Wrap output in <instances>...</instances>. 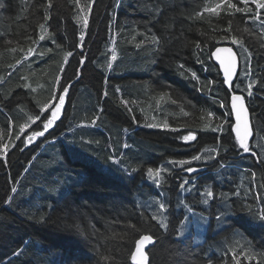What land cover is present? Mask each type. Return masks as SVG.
Listing matches in <instances>:
<instances>
[{"label":"trees","instance_id":"obj_1","mask_svg":"<svg viewBox=\"0 0 264 264\" xmlns=\"http://www.w3.org/2000/svg\"><path fill=\"white\" fill-rule=\"evenodd\" d=\"M88 3L80 0L81 7ZM219 3L95 0L84 28L80 18L85 13L74 0H52L51 8L47 0H0V145H9L6 162L0 154V264H133L135 241L142 234L155 239L149 264H235L234 251L239 264H264V222L258 213L241 210L246 204L254 212L264 207V150H257V159L239 149L228 112L233 89H227L209 59L233 36L243 41V49L233 44L241 57L233 87L239 84L236 93L247 100L252 144H264V25L249 20L247 9L235 12L227 5L217 8ZM231 3L244 7L240 0ZM248 7L256 10L251 2ZM81 31L87 57L82 66L76 47ZM245 49L252 53L251 78L244 75ZM57 75L61 85H71L61 119L20 151V126L39 112L37 101L42 105L50 99ZM250 79L258 81L252 97L244 91ZM225 119L224 131H214ZM33 129L41 130L33 124L24 135ZM190 132L197 139L184 141ZM212 149L219 150L217 159L208 158L215 155ZM197 154L201 160L191 164L169 163ZM149 167L162 169L159 187L147 176ZM188 167L198 171L188 173ZM184 179L190 184L182 190ZM17 185L19 192L12 193ZM60 186L65 193L59 199ZM208 186L214 198L204 204L201 193ZM157 201L167 208L166 230L151 218L155 213L148 204ZM189 208L208 221L200 232L188 228L178 238ZM221 212L225 215L218 222ZM203 229L204 243L198 239ZM248 242L256 254L251 260Z\"/></svg>","mask_w":264,"mask_h":264},{"label":"snow or ice","instance_id":"obj_2","mask_svg":"<svg viewBox=\"0 0 264 264\" xmlns=\"http://www.w3.org/2000/svg\"><path fill=\"white\" fill-rule=\"evenodd\" d=\"M95 2V0H89V3L83 7H81L80 5V0H74L75 5L80 9V11L84 12V16L81 17V21L83 24L84 28H87L88 25V14L91 12V5ZM240 2L244 5V7H238L237 4L235 3H231V0H220V3L217 4V8L223 7L224 5H227L228 8L230 9H234L235 12H245V9H247L248 12L252 13V15L249 17V20L252 21H260V23L262 25H264V20H261V11L260 10H264V0H240ZM251 2V4L255 5V11H253L252 8L248 7L249 3ZM52 5V0H47V7L51 8ZM0 7H3L2 4H0ZM206 11H215V9H205ZM197 15H202L201 13H197ZM45 19H51L50 14L46 13V17ZM39 27L43 30L45 28L44 24L39 25ZM232 27V22L231 20L228 21V29L231 30ZM245 31H248V29H245ZM30 38V37H29ZM84 38H85V33L83 31H81L78 39H79V43L76 45V47L81 49V57L79 60V65L82 66L87 57L83 54V48H84ZM227 38V37H225ZM40 40H44L45 36L44 35H40L39 37ZM151 39L154 42L158 43V39L155 36H152ZM53 44H55V39H52L51 41ZM143 43V42H141ZM232 43L233 44H237L239 46V48L243 49L244 48V44L243 41H238L237 38L235 36L232 37ZM137 47H140L141 44H137ZM56 47L59 48L60 45L56 44ZM196 47L199 48L200 45L199 43L196 44ZM52 48H47V52H52ZM30 51H32L30 49ZM73 53L72 52H68L66 53L67 56H71ZM45 55L44 52L40 53V57L43 58V56ZM244 67H245V72L244 75L251 78L253 75V68H252V53L248 52L246 49L244 51ZM212 57H215V59L217 61H219L220 66L223 68V73H224V82L228 85L229 88H232V93L230 94V107L228 109L229 115H231L234 112L235 115V120L232 124V130L235 133V140L236 143L238 144V147L240 150H242L244 153H250L253 157H256L257 159L261 158L257 156V150H264V144H260L259 142H255L254 144L250 145L249 141L251 138L254 137L255 133L253 131V125L251 123L250 120V116H249V112H248V107H246L245 103H244V96L243 95H238L236 94V89H238L240 87L239 84H236L235 87H233V77L236 75V66H237V58H236V53L233 52V50L231 48H219L217 47L215 49L214 52H212L209 56V59H211ZM117 59V55L115 53V50L113 49V53L111 55V61H115ZM198 62L203 63V61L199 60V57H197ZM17 63H21V61H17ZM65 63H67V61L65 60ZM108 67L111 68V62H109ZM181 68H183V65H180ZM63 71V68H61V72ZM80 72L79 69L76 73L77 78H79ZM192 78L194 79H199L196 76L195 72L191 73ZM60 80L61 77L60 75H57L54 82H53V94L51 95L50 99L43 103L42 105L39 103V101H37V106L39 107V112L34 114V115H29L27 117V120L25 121L24 124H22L20 126V133L16 136L17 140L21 139V136L23 135L24 138L21 141L23 147H21L19 150L20 151H24V149L26 147H28L30 144H32L33 142H35V140L39 137H45L46 133H49V130L52 129L55 125L56 122L58 120L61 119V114H62V109L63 106L65 104V98L68 95L69 92V88L71 87L70 84L65 83L64 85L60 84ZM212 83H214L213 81H208L207 84L211 85ZM258 83L257 80H253L250 79V82L247 83L244 91H246L247 96L248 97H252L253 96V87L254 85ZM207 86V85H206ZM25 87H27V85H25ZM210 90V89H209ZM116 91H119V88L117 87ZM104 96H107L108 93L107 91H105L103 93ZM125 104H127V101H124ZM219 104L221 107H224V101H219ZM100 111H103V109H100ZM45 113H47V115H45ZM207 115L209 117L214 116V113L212 112H208ZM97 119H99V117H97ZM37 121H39V123L37 124ZM228 120H223L222 123L220 125H218L215 129H213L214 131H224L223 125L227 124ZM33 124H36L37 129H41V130H36L33 129L32 131L28 132L27 135H24V133L26 132L27 129L31 128ZM92 124H95V120L92 121ZM150 127H155V125H149ZM165 127H169L167 124L164 125ZM173 131H176V129H172ZM182 139L184 141H195L197 139L196 135L194 133H189L188 135H185L182 137ZM54 142V141H53ZM13 147H15V145H13ZM124 148H128L129 145L128 144H124L123 145ZM9 145L8 144H3L0 145V154H2L5 157V162H6V154L8 151ZM256 149V150H254ZM212 152L215 153L214 156H210L208 157L209 159H217L220 155L219 150L218 149H212ZM262 156H264V152H262L261 154ZM202 156L200 154L194 155L191 157V159L189 160H180V161H170L169 163L171 164H179L181 166L185 165V164H191L192 161H199L201 160ZM109 159H113L112 157H110ZM114 163H118V161H113ZM221 167H224L223 164H221ZM161 168H156L153 169L151 167H149L147 169V176L151 179H154L156 181V186L159 187L160 185V180L157 179L158 177H160V173H161ZM163 171H167V169H163ZM186 172L188 173H193V172H197L198 169L193 168V167H188L187 169H185ZM255 173H252V178L255 179ZM190 182L188 179H184L183 182L180 184V188L182 190L185 189V185H189ZM192 184L194 185V181L192 182ZM191 186L187 189V191H191ZM12 193H16L17 189L15 187H13L11 189ZM202 196L206 197L203 200L204 204H208L209 203V199L214 198V192L212 190V188L210 186L206 187L204 189V191L201 193ZM234 195H239V193H234ZM220 198L224 199L225 198V194L224 193H220ZM12 200V197L9 196L8 197V202H10ZM158 203V208H159V215L153 214L152 215V220H155L158 222V224L163 228V229H167L168 228V223H167V217L164 215V213L167 212V208L166 205L162 202L157 201ZM242 211H247L250 214L256 215L258 213L257 218L259 220H261L262 222H264V207H261L259 209H257L254 212L253 206L250 204H246V205H242L241 208ZM189 212H191L193 217H197V213L195 211H193L191 208H189ZM225 214L223 212H221L220 214H218L216 216L217 221L219 222L222 217ZM200 223H206V219L201 215L198 217V219H189L188 216H185L183 218V220H181L180 222V226L177 232V236L182 237L186 234L188 228L192 227V226H196L199 227ZM133 228H135V226H132ZM136 231H139V229H137ZM155 244V239L154 236L151 234H142L140 235L139 239H137L135 241V251L132 253L131 255V260L133 261V264H149V257L147 252L145 251L146 248H148L149 245H154ZM249 244V249L248 252L246 253V258L248 260H251L254 255H256L255 253H252L250 250V242H248ZM14 255H19V253H14ZM261 255H264V253H261ZM102 259H104L105 261L109 260L110 257L109 256H103L102 255ZM232 259L235 261V264H239V258L236 254V252L234 251L232 254Z\"/></svg>","mask_w":264,"mask_h":264},{"label":"rangeland","instance_id":"obj_3","mask_svg":"<svg viewBox=\"0 0 264 264\" xmlns=\"http://www.w3.org/2000/svg\"><path fill=\"white\" fill-rule=\"evenodd\" d=\"M65 102H66V98H65ZM41 138H43V137H39V138H37V139L35 140V142L38 141V140H40ZM33 143H34V142H33ZM209 152L211 153L210 150H209ZM195 162H197V161H195ZM61 183H62V182H61ZM62 185H64V184H61V186H62ZM19 186H20V185H17V186L15 187V188L18 190V192H19V190H20V189H19ZM61 186H60L59 189L57 190V193H59V194H58L59 196H57V197H59V199L62 198V197H63L62 195L65 193V192L62 191V187H61ZM148 207H149L150 209H153V211H154V213H155L156 215H159V214H160V212H159V208H158V205H155V204L149 203V204H148ZM196 213H197V212H196ZM201 215H202V214L197 213V217H193L192 214H189L188 217H189L190 220H191V219H198V217L201 216ZM202 216H203V215H202ZM205 218L207 219L208 217L205 216ZM207 221H208V219H207ZM202 228H203L202 223H200V226H199V227H196V226H192V227H190V231H197V230H198V231L200 232V231L202 230ZM205 233H207V230H206V229H203V231L201 232V234L199 233L200 235L197 234V236L199 235V238H198V239H199L200 242H202L201 240H202L203 238H205V236H204Z\"/></svg>","mask_w":264,"mask_h":264},{"label":"water","instance_id":"obj_4","mask_svg":"<svg viewBox=\"0 0 264 264\" xmlns=\"http://www.w3.org/2000/svg\"><path fill=\"white\" fill-rule=\"evenodd\" d=\"M219 48H231V49L233 50V52L236 53V51H235L232 47H230V46H219ZM236 58H237V66H236V70H235V71H236V75L233 77V83L235 82V80H236V78H237V76H238V73H239V71H240V58H239V56H238L237 53H236ZM213 62H214V63L218 66V68L220 69V73H221L222 78H223V80H224L223 68L220 66L219 61H217V60L215 59V57H213ZM226 86H227L228 89H230V88L228 87L227 84H226ZM238 95H240V94H238ZM229 103H230V100H229ZM244 103H245L246 107H248V104H247V102H246L245 99H244ZM248 112H249L250 120H251V123H252L251 113H250L249 107H248ZM232 117H233V120H235L234 112L232 113ZM253 131H254V129H253ZM253 138H254V137H253ZM253 138L250 139V141H249L250 144L252 143ZM151 246H152V245H149L148 248L145 249V251L147 252V254H148V251H149V249H150ZM134 251H135V250H134Z\"/></svg>","mask_w":264,"mask_h":264}]
</instances>
